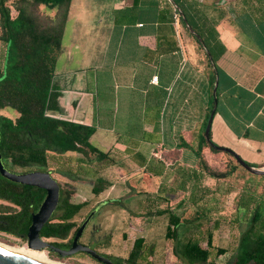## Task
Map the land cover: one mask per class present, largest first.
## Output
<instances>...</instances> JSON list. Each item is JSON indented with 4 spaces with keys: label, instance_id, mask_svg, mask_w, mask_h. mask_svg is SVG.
Instances as JSON below:
<instances>
[{
    "label": "crops",
    "instance_id": "0c3cea01",
    "mask_svg": "<svg viewBox=\"0 0 264 264\" xmlns=\"http://www.w3.org/2000/svg\"><path fill=\"white\" fill-rule=\"evenodd\" d=\"M180 1L221 50L211 141L264 168V0ZM199 44L169 0H72L53 77L60 110L52 115L93 126L90 142L107 155L100 194L141 200L147 216L167 214L166 238L171 213H197L171 226V239L181 227L192 235L238 227L263 185L238 180L237 167L212 174L234 166L227 151L205 146L199 155L215 81Z\"/></svg>",
    "mask_w": 264,
    "mask_h": 264
},
{
    "label": "trees",
    "instance_id": "16d2710c",
    "mask_svg": "<svg viewBox=\"0 0 264 264\" xmlns=\"http://www.w3.org/2000/svg\"><path fill=\"white\" fill-rule=\"evenodd\" d=\"M12 1V4L9 2ZM183 9L191 26L202 37L214 61L217 60L221 50L215 42H211L202 29L192 23L188 10L180 0H175ZM72 0H0V46H2L0 61V151L4 164L8 163L18 167L36 165L46 167L56 154L80 153L102 161L107 155L95 148L90 138L95 128L90 125L77 123L51 115L60 110V93L53 83L55 67L62 48V38L65 25L69 17ZM264 2V1H263ZM55 10L54 15L43 12L40 6ZM15 12H13V8ZM175 10L172 7V13ZM180 23L189 35L184 21L179 17ZM210 35L212 30H208ZM216 44V45H215ZM201 52L205 55L208 64L209 58L201 44ZM1 48V47H0ZM211 67V66H210ZM214 82V74L213 81ZM213 105V104H212ZM212 107V106H211ZM7 111L8 114L1 113ZM211 110V108H210ZM210 113V111H209ZM207 120L204 124L206 127ZM201 134L199 155L202 158V149L205 146L218 152ZM234 163L227 164L229 169L224 171L210 170L219 176L231 175L234 168L240 165L235 157L226 152ZM93 160V159H92ZM205 169L209 167L202 159ZM237 164V165H236ZM241 166V165H240ZM264 182V177H261ZM106 181L98 177L92 192L96 195L106 189ZM72 191L62 193L60 204L62 211H69L70 224L48 225L44 234L65 237L74 227V216L85 206L86 202L69 203ZM40 195L30 185L11 181L0 172V199L20 203L28 209L33 202L37 207L42 200ZM24 198H27L26 205ZM23 199V200H22ZM258 203L253 207L247 222L249 226L240 236L233 264H264V183L259 195ZM32 200V202H31ZM66 204V205H65ZM66 207V208H65ZM197 217V213H185L169 216L167 236L175 234L181 223H190ZM8 221L14 226H1L9 232H26L30 223V215L25 213L9 215ZM207 237V247L201 246V240ZM144 237L138 235L133 242L129 255V263L135 264L143 251ZM214 251V257L227 252L224 247L214 248V234L192 235L184 244L182 257L190 264L205 263Z\"/></svg>",
    "mask_w": 264,
    "mask_h": 264
},
{
    "label": "rangeland",
    "instance_id": "374dc122",
    "mask_svg": "<svg viewBox=\"0 0 264 264\" xmlns=\"http://www.w3.org/2000/svg\"><path fill=\"white\" fill-rule=\"evenodd\" d=\"M9 3L12 4V1ZM40 9L50 15L55 14V10L47 9L44 5L40 6ZM13 12H15L14 8ZM0 47L1 61L2 46ZM1 113L8 114L5 110L1 111ZM89 159L91 160L90 162L80 153L56 154L55 157L50 159L46 167H41V169L50 171L51 175L57 179L62 187L72 191L71 199L73 202L86 201L85 206L74 216V220L77 223H80L86 214L95 206H98L99 203L109 201L99 207L98 210L100 212L86 229L81 240L87 241L89 237H93L98 241H108L109 247L104 248V250L124 259V257H127L134 239L138 235H145L148 246L146 248L145 246L143 247L139 260L135 264H190L182 257L184 244L192 236L191 232H188L189 229L186 230L181 227L178 229V234L174 239L166 238L167 214L144 215V203L141 200L131 199L128 195L117 196L116 192L112 194L109 190L105 191V194H94L92 187L95 185L97 177L102 176L105 171L99 165L101 161L93 157ZM8 166L14 172H25L40 168L36 165L23 168L14 166L11 163H8ZM236 167L238 170L236 178L238 180L247 181L253 188L264 183L261 177L249 173L242 166L237 165ZM107 172L110 175L115 173L112 170ZM5 205V202L0 199V211L4 210ZM160 210L159 208L157 211L159 212ZM248 217L249 214L240 221L238 227L234 226L231 230L227 226L225 229L216 230L214 248L224 247L227 252L219 257H214V251H212L210 254L211 258L207 262L197 264H233L232 261L236 255L240 236L249 226ZM201 225L205 229L207 222H201ZM134 226H136L137 230H134ZM0 242L14 247L26 245L21 240L3 235H0ZM201 246L207 247V237L201 240ZM49 257L64 264H95L93 260L84 255L60 258L49 255Z\"/></svg>",
    "mask_w": 264,
    "mask_h": 264
},
{
    "label": "water",
    "instance_id": "95a60500",
    "mask_svg": "<svg viewBox=\"0 0 264 264\" xmlns=\"http://www.w3.org/2000/svg\"><path fill=\"white\" fill-rule=\"evenodd\" d=\"M169 2L171 3L174 10L180 15L187 29L189 30V32L192 35H194L199 40L201 45L203 46V49L209 56L211 65L215 73V81H214V86H213V105H212V109H211V112H210V115H209V118L207 120L206 127H205V137L207 141L212 146L216 147L217 149H222L232 154L237 160V162L250 173L259 175V176H264V168H258V167L250 165L232 150L227 149V148L218 147L211 141L210 130H211V125H212V122H213V119L216 113V109H217V92H218V85H219L218 69H217L215 61L208 47L205 45L202 37L198 34V32L191 26L183 9L179 6V4L175 0H169ZM0 172L4 177H6L7 179L11 181L25 184V185H30V186H36V187H40V188L47 190V194L43 202L41 203L39 210L36 213H34L32 216V222L29 226V230L27 233V238H28L27 244L29 247H32V248L38 247L40 249L41 246L43 247L49 246L53 248V246L49 245L46 241H44L41 238L40 232L43 226L49 221L51 215L56 210L58 203H59L60 184L57 181V179H55L51 175L50 171L33 170V171L22 172V173L11 171L5 166L3 159H2L1 151H0ZM89 219H90V216L80 225V227L78 228L74 236L72 246L69 249H59V248H55V249L63 257L70 256L79 251H85L93 255L94 257L98 258L99 260L105 262L106 264H115L110 259L105 258L104 256L98 254L91 247L79 242V239L84 229L86 228ZM0 264H47V263L40 262L33 258L27 257L25 255L14 253V252L0 248Z\"/></svg>",
    "mask_w": 264,
    "mask_h": 264
},
{
    "label": "flooded vegetation",
    "instance_id": "af4514ba",
    "mask_svg": "<svg viewBox=\"0 0 264 264\" xmlns=\"http://www.w3.org/2000/svg\"><path fill=\"white\" fill-rule=\"evenodd\" d=\"M33 170L46 171L45 169H41V168L33 169ZM33 170H27L25 172L33 171ZM19 173H22V172H19ZM31 187H33L34 191L37 192L39 195L41 193H43V197H42V200L40 201L39 205L36 207L35 204L31 200L32 203H31L30 207L28 209H26V207L23 206L20 203H16V202L9 201V200H3L6 205L4 206V210L0 211V235L6 236V237H12L14 239L21 240L22 242H24L26 244L24 246L28 247L30 250L33 249V250H37V251H40V252H44L48 257H49V255H52V256H56V257L60 258V257H63V256H61L60 253L55 248L69 249L72 246L73 239H74V236H75L78 228L90 216L88 224H87L86 228L84 229V231H83V233H82V235H81V237L79 239V242L84 244V245H87V246L91 247L98 254L104 256L105 258L110 259L115 264H129V255H130V251H131L132 247H131L127 257H124V259H122L121 256H115V255L111 254L110 252L104 250V248L109 247L108 241L107 242L101 241V240L98 241V240H95L93 237H89V239L87 241H82L81 240L83 235L85 234L86 229L92 223V221L95 218V216H97V214L100 212V210H98L99 207H101L102 205L108 203L109 201L108 202L107 201H103V202L99 203L98 206H95L93 209H91L86 214V216L83 218V220L80 223H77L73 219L76 223H75L74 227L72 228V230L65 237L44 234V230H45L46 226H48V225L61 224L62 222H65V224H70L71 217L69 216V211H62L61 207H60V204L62 202V193L66 190L64 187H62L61 184H60V199H59L58 206H57L56 210L53 212V214L51 215L49 221L43 226V228H42V230L40 232L41 238L44 241H46L49 245L53 246V248H51L49 246H45V247L41 246L40 249L38 247H33V248L29 247L28 244H27V242H28L27 233H28V230H29V226H30V224L32 222V216H33L34 213H36L39 210L40 205L43 202V200H44V198H45V196L47 194V190L46 189H43V188H40V187H36V186H31ZM23 201H24V204L26 205L27 198H24ZM68 201H69V203L73 202L71 198H69ZM81 202H86V201L82 200V201H77V202H73V203H81ZM22 213H25L26 217H28V214L30 215V220L31 221H30V223L28 225V229H27L26 232L20 231V229L23 226V223L20 224V227H19L20 229L17 232H9V231L4 230V229L1 228V226H6V227L14 226V224H11V222L8 221L10 218H7V217L9 215H16V214H22ZM97 244H98V246H97ZM132 246H133V244H132ZM76 255L87 256L88 258L93 260L95 262V264H106L105 262L99 260L98 258L94 257L93 255H91V254H89L88 252H85V251H79V252H76V253H74V254H72L70 256H65V257H72V256H76Z\"/></svg>",
    "mask_w": 264,
    "mask_h": 264
},
{
    "label": "bare ground",
    "instance_id": "6f19581e",
    "mask_svg": "<svg viewBox=\"0 0 264 264\" xmlns=\"http://www.w3.org/2000/svg\"><path fill=\"white\" fill-rule=\"evenodd\" d=\"M0 248L14 252V253L25 255L27 257L33 258L37 261L44 262L47 264H64V263H60V262L50 259L44 252H40V251L33 250V249L30 250L26 246L14 247V246H9L7 244L0 242Z\"/></svg>",
    "mask_w": 264,
    "mask_h": 264
},
{
    "label": "built area",
    "instance_id": "2783aa9c",
    "mask_svg": "<svg viewBox=\"0 0 264 264\" xmlns=\"http://www.w3.org/2000/svg\"><path fill=\"white\" fill-rule=\"evenodd\" d=\"M173 17H174V20L177 21V20H179L180 15L175 11V12L173 13ZM157 80H158V76H154V77L152 78V81H153V82H156Z\"/></svg>",
    "mask_w": 264,
    "mask_h": 264
}]
</instances>
